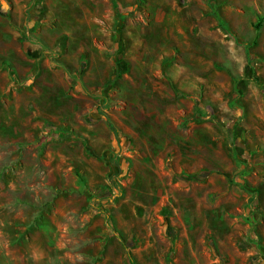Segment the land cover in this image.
<instances>
[{"label":"rangeland","instance_id":"1","mask_svg":"<svg viewBox=\"0 0 264 264\" xmlns=\"http://www.w3.org/2000/svg\"><path fill=\"white\" fill-rule=\"evenodd\" d=\"M90 22V58L45 43ZM31 40L75 79L29 75ZM3 252L264 264V0H0Z\"/></svg>","mask_w":264,"mask_h":264},{"label":"crops","instance_id":"2","mask_svg":"<svg viewBox=\"0 0 264 264\" xmlns=\"http://www.w3.org/2000/svg\"><path fill=\"white\" fill-rule=\"evenodd\" d=\"M59 1L63 2L64 0H59ZM64 7H66V6H64ZM73 8L74 7H71V5H69L68 9H63L62 15H63L64 12L67 13L69 15V17L72 18L70 21L73 24H76V23H79L78 20H76V16H77L78 12L76 11V13H75V10H74L75 8L74 9ZM82 29L83 30L77 29V27H76V30L73 31V32L72 31L62 30V31L54 32L53 36L51 35V33L49 34L47 32L46 38H45L46 39L45 43L52 44L55 40L56 41L58 40L59 41L58 42L59 46H56L57 48H55V49H58L60 47L61 48L65 47L66 49H69V48H72V47H75V46L78 47V48L81 47L84 50H82V52L78 53L77 55H79V54L82 55V57H84V59L90 58L91 52H93V51L96 52V50L99 49V47L96 46V42H98L100 40V38H101L102 28H101L100 24L96 25V23H94V22L91 23L90 22L89 27H86L85 29L82 28ZM30 33L33 34V35H36V36L39 34V35H41L43 37L45 35V31H43L42 29L37 31V32H34V31L32 32L31 31ZM31 37H34V36H31ZM28 43L29 44H25V45H26V49L27 50L29 49V51H30L29 52L30 57L35 55L34 57H32V58H34L33 60H30L32 58H29V60L33 61V62L34 61H40L41 57L38 56L39 54L36 55V53H37V49H39L41 46L39 47L37 45V43L34 42L33 40L29 41ZM86 49H89V50H92V51L89 53V52L86 51ZM32 51H35V52H32ZM66 55H67L66 53L65 54H63V53L57 54V57H54L52 59V61L56 60L57 62H53V63H51V59L50 58H46L44 60L45 61V65L43 67H40V64L42 66V63L39 64L38 62H34L36 64H34V66H33L34 69L32 71V74L30 73L29 75H32L34 77H35V75H38V76L44 77V79L46 80L50 76L53 78L57 74L63 75V74L66 73L67 74V76H66L67 78L72 79V80L75 79V76H73V74H68L67 71H65L64 67H65L66 61H69L68 58H66ZM41 56H43V55H41ZM8 59H9V61L5 64V66H8V65H10V63H12L11 59L10 58H8ZM7 68H9V66ZM41 68H43V70H44L43 72H42ZM60 70H62V72H60ZM12 71H13L12 72L13 75L16 76L15 70L12 69ZM7 74H9V73H7ZM74 74L77 77H80V75L77 72H75ZM67 78H66V80H68ZM13 129H15V131H16V125L13 126ZM12 260H13V264H15L14 263V260H16L15 257L14 256L10 257L8 252H3L2 254H0V264H9Z\"/></svg>","mask_w":264,"mask_h":264},{"label":"trees","instance_id":"3","mask_svg":"<svg viewBox=\"0 0 264 264\" xmlns=\"http://www.w3.org/2000/svg\"><path fill=\"white\" fill-rule=\"evenodd\" d=\"M115 0H113V2H114ZM260 27H261V24L259 23V24H256V28L257 29H260ZM60 130V129H59ZM61 133H64V131L63 132H61Z\"/></svg>","mask_w":264,"mask_h":264}]
</instances>
